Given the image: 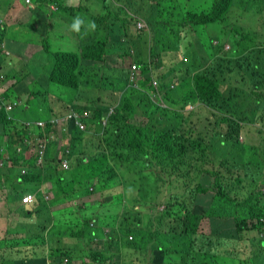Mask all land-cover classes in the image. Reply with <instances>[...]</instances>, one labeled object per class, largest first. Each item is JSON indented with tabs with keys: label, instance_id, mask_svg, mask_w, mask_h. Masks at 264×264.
I'll return each instance as SVG.
<instances>
[{
	"label": "trees",
	"instance_id": "1",
	"mask_svg": "<svg viewBox=\"0 0 264 264\" xmlns=\"http://www.w3.org/2000/svg\"><path fill=\"white\" fill-rule=\"evenodd\" d=\"M13 1L0 0V56L8 61L7 66H18L20 70L5 72L0 58V128L14 124L7 120L8 102L18 119L31 120L27 100L35 98L40 91L29 89L27 84L28 94L20 93L27 97L24 100L27 105L23 107L15 89L29 75L26 72L29 62L20 65L7 57L14 50L19 56L32 57L36 54L32 49L34 43L41 46L37 53L48 51L43 43L46 35L40 43L35 38L33 44L22 45L15 36H23L25 32L18 28L22 24L28 25L32 12L41 11L40 6L44 2L50 1L61 9L58 1L62 4L64 0H22L19 8L23 9L15 11L23 15L27 13L28 18L20 25L14 21L7 23L3 17ZM136 1H144V4L135 8ZM235 1L99 0V7L85 23L94 21L96 30L104 27L105 33H97L96 38H90L89 42L77 45L73 50L72 35L79 34L66 32L70 48H54L49 52L50 58H45L46 70L43 72L48 73L47 77L44 81H40V77L38 81L44 86L51 83L63 86L70 95V101L66 103L60 98L55 99L52 94L49 101H56L52 116H60L68 109L79 110L82 106L75 101L81 100L88 101L87 108L91 113L86 119L85 129L71 126L66 155L69 162L72 161L74 175L78 173L85 178L76 184L74 177L66 176V199L83 200L86 194H79V189L90 184L94 190L114 188L117 191H112L109 199L104 197L96 201L98 208L102 205L111 211L114 208L104 226L111 227V232L105 231L98 222L93 225L95 217L70 223L72 236H86L89 241L100 239L104 247L90 250L85 256L88 263L85 259L70 256L67 249L51 248L48 254L50 262L61 258L60 262L67 259L65 264H75L74 260H79L78 264L112 263L113 252L109 248L121 241V246L133 250L132 254L136 253L144 260L154 257L158 259L157 264H264L261 260L264 257V163L260 164L256 147H247L241 140L245 126L254 122L264 125V66L261 70V65L255 63L253 67L256 70L251 75L242 57H231L223 48L228 39V29L238 37L239 43L243 39L253 44L254 51L260 50L256 59L264 61V56L260 55L264 54V9L248 11ZM256 1L261 5L264 2ZM120 2L132 11L125 9L120 13L116 5ZM178 9L183 13L180 17L176 15ZM125 11L136 19L143 18L147 22L146 28L131 33ZM118 25L122 27V37L134 48L133 60L140 66V70L135 71L139 87L132 86L129 80L128 69L133 60L124 63L125 66L119 70L121 65L117 66L118 63L111 67L105 65L109 38L115 31L112 27ZM10 27L16 29L11 37L7 34ZM192 28L212 57L205 66L198 64L201 58ZM146 29L148 40L143 34ZM220 33H224L223 38ZM119 35L114 34L117 38ZM3 43L9 55L2 52ZM26 46L28 52H24ZM127 48L122 54L127 52ZM34 68L31 67L29 72L33 73ZM30 76L33 78L35 75ZM152 78L159 80L158 89L162 97L152 86ZM91 89L97 90L95 98L90 94ZM105 93L110 100L106 109L90 106L93 100L106 102ZM189 104L193 105L192 110L186 109ZM23 111L28 115H23ZM196 115L198 118L194 119ZM104 118L106 123L102 125ZM58 128L47 123L44 130L31 131H42L48 145L41 166L36 165L34 158L24 162L29 166L26 180L41 182L49 181V177L55 178L59 164L57 138L59 142L68 138ZM20 133L27 136L19 124L15 137L12 136L7 144L8 161L13 164L20 159H28L16 153V145L22 143ZM79 164L84 165L80 167L82 171H78ZM165 188L166 191L161 190ZM161 192L174 209L167 207L156 215L150 209L160 204ZM127 194L134 202L147 207L145 221L149 227L131 226L135 222H143L144 216L139 215L140 208H129L124 200ZM51 201L45 205L37 194V204L23 212L31 218L29 226L33 224L48 237L65 232H60L58 225L53 223L49 209L50 206H58L52 212L64 209L65 200ZM82 227L88 233H84ZM117 233L121 235L117 236ZM249 233H257L258 236L250 238ZM122 235L132 236V240L135 237V241ZM26 239L27 244L32 237ZM5 241L6 237L0 239V257H3V251L10 253L7 244L2 246ZM22 243L24 241H13L14 245ZM41 256L38 262L45 264L46 255ZM4 264L15 263L4 257Z\"/></svg>",
	"mask_w": 264,
	"mask_h": 264
},
{
	"label": "rangeland",
	"instance_id": "2",
	"mask_svg": "<svg viewBox=\"0 0 264 264\" xmlns=\"http://www.w3.org/2000/svg\"><path fill=\"white\" fill-rule=\"evenodd\" d=\"M87 1H85L84 4H86L85 7L79 8V9H75V7L81 2V0H64L62 2V4L60 3V1H58V5H62L61 9H58L55 12H48L45 9H41L43 15H44V22H39V19L36 17V15L32 12L31 17L29 18V20L27 21L28 25H23L22 23L24 21L27 20V13H25V15L20 14L18 12H16L15 8H14V4H17L15 2V0L13 1L11 8L7 11V14H5L4 20H7V23L13 22L16 25H20L22 24L18 29L21 31H24L25 34L23 36H21L20 34H16L15 38L19 39V42L23 43L22 45H29V44H33L34 43V39H38L42 36L43 33L46 34V38L45 41L43 42L44 45L47 46L48 51H41L39 53L38 52V48L37 45H34V48H32L35 51V55H33L32 57H28V56H19L17 55V51H11V54L9 56V58L7 57V59H9L10 61H14L17 62V64L22 65L23 63L29 62V66L26 65V72L28 71L27 74H29L27 77L24 78L23 84L17 86L16 93L19 94V99L22 100L23 102V107L24 105L26 106L27 104H24V100L27 97H24V95L28 94V87L29 89H40L39 91V95H36L35 98H30V99H26L28 102V105H30V110L31 112L29 113V116L32 119H36V118H41V119H47L49 116H51L53 105L56 103V101H49V98L52 96H54V98H60L61 100H63L66 103H69L70 101V95L69 92L66 88H64L63 86L51 83L50 86H44L43 82L40 81H44L47 77L48 73H43L46 68V62L47 60H45V58H50L49 57V52L54 49V48H61V49H65L66 48H70V46L67 43V36H66V32H71L74 33L72 31L69 30L68 25L71 23V20L74 16L76 15H80L82 18H84V20H88V18L90 17V14L94 11V9L99 7V0H91L89 2V6H87ZM237 4L243 6L246 10L248 11H261L262 9H264V2L261 5L260 3H258L256 0H236L235 1ZM144 4V1H136L135 3V8H139L141 5ZM110 5V4H109ZM120 10V13H122L125 9L126 10H131L129 8L126 7V5L120 3L116 4ZM67 8V10L63 9ZM129 7H131V5H129ZM16 8L18 9V6H16ZM73 8V9H72ZM134 8V9H135ZM23 8H19L18 11H20ZM132 11V10H131ZM25 12V10H24ZM7 15V16H6ZM176 15L177 16H182L183 13L180 9H178L176 11ZM124 16L127 19H130V14L128 12L125 11ZM143 19V18H141ZM144 20V19H143ZM145 21V20H144ZM145 24L147 25V22L145 21ZM85 25H87V22L85 23ZM38 26V27H37ZM108 26V24H107ZM116 26V25H115ZM115 26L112 27V29L115 28ZM134 26V25H133ZM35 28V29H34ZM48 28V29H47ZM104 27H101L100 29H95V31L90 32L88 35L92 36L93 38H96L98 36L97 33H99L100 35H103L105 33V30L103 31ZM122 29L121 25H120V29L117 32L118 34L121 35L122 37V33L120 32ZM10 32H7V34H9V36L11 37V35L13 33H15L16 29L10 27L9 28ZM85 31V28L82 27L81 28V34L83 35V32ZM109 31V30H108ZM130 32L131 33H136L134 28L131 26L130 28ZM192 33L194 36V42L196 45V49L198 50V56L201 58L200 62L198 63L199 66H205L206 64H209L212 57L209 56L208 52L205 50V48L203 47L200 39H199V35L198 33L193 31L192 28ZM226 33H229L230 38H226V40H228L229 42L226 44V49L230 50L228 52V54L231 57L234 56H240L242 57V60L245 63V66H249V68L247 69L248 73L252 75L253 71H255L256 69L253 67V65L255 63H259L261 66L259 67V69L263 70V66H264V61H260L259 58L256 59L257 56V52H259L260 50H255V48H252L254 46H252L253 44L246 42L245 40L241 39V42H238V37L234 34H231L230 31L227 29ZM145 35V37L148 39L149 37V33L147 31V29L145 30V32L143 33ZM224 33H220V36H222L223 38ZM28 36V37H27ZM111 40H115L117 43H122L120 42V40L114 36V34H111ZM122 40V38H121ZM123 41V40H122ZM230 44V46H229ZM76 47V42H73L71 44V48L74 50ZM107 48L109 49V53L106 55L105 59H106V65L107 64H111V63H116L118 62V57L120 53H114V49L117 50H121L117 48V44L115 42H111L108 44ZM24 52H28V48L27 46L25 47ZM220 54V53H219ZM261 56H264V54H260ZM0 58H2L0 56ZM127 56L124 58H121V60H126ZM3 59V69L5 70V72L9 71L13 72L15 70H20L19 67L14 66L12 67V65L7 66V60ZM255 60V61H254ZM254 62V63H253ZM125 66L124 63L121 64V66L118 68L122 69ZM31 67H35L34 68V72L31 73L29 72ZM110 69V68H109ZM110 71L112 72L113 69H110ZM20 73H18L19 75ZM30 75H35L33 78ZM42 78V80L38 81L39 78ZM33 79L32 83H29L31 80ZM28 84V87H27ZM42 87V89L40 88ZM3 90V89H2ZM96 92L97 90H93L91 89L90 94L93 95V97L95 98L96 96ZM23 93V94H20ZM105 97H106V102H100V101H95L93 100L92 103L90 104L91 107H101L106 109L107 108V104L109 105L107 100V96L105 93ZM76 104H80L81 106H84L87 108V106H89V103L87 100H81V101H76ZM88 109V108H87ZM189 110H192V106H188ZM194 109H197V106L194 105ZM22 112H19V115H21ZM28 115L27 112L23 111V115ZM22 116V115H21ZM194 119L198 118V115L193 116ZM136 119H141V118H136ZM243 143L245 144V146L249 147H256L255 151L259 154V160H260V164L264 163V156H263V152L260 151L259 148H263L264 150V125L263 126H259L256 122L249 124L248 126H245L243 128L242 131V137H241ZM59 145H62V142L59 143ZM57 152V151H56ZM59 154V153H58ZM61 155L59 154L58 156V162L59 164H57L56 167V176L55 178L49 177V189L51 194L53 195L51 197V199L53 200H57V201H63L65 200L66 202L62 205L64 209H59L57 211L52 212L53 215V223L55 225H58V230L61 231H65L64 234L62 235H51L49 238L50 243L48 244V246H44V248L42 249V251L44 252L45 255L49 254V248L55 247V248H63V249H67L69 251V255L70 256H74V257H79L81 259H85V261L88 263V259L85 258L86 255H88L90 253V250L94 249V250H100L101 248H103V241L100 239L94 240V241H89V239L86 236H81L78 235L77 237L72 236V230L70 228V223H75L77 220H81L83 221L84 219H89L91 217H95L96 220L92 223L93 225H95L98 222L99 226H105L106 225V221H108V217L113 213V207H112V211L110 208L106 207V206H100L98 208V204L97 202L102 200L105 196H107V198H110V192H117L116 190H111V191H103V192H99L98 194H89V195H85L86 198L83 197V200H69L67 201L66 199V195L65 192L67 190V181H66V176L67 178H71L74 177V181L75 183L77 181H82L83 178L82 176H78V173H76L74 175V171L72 168L65 170L63 169V167L61 166V163L59 161ZM84 166L83 164H79L78 167H82ZM11 168H7L6 166H0V180L2 181L3 188L0 189V195L2 196L3 199H0V213L6 214L5 211L7 212V207L9 209V204H10V197L12 196V193L14 191V189H19V187H15L13 188L12 186L9 185V180L10 179H15L16 175L12 172L9 171ZM17 169L14 168L13 171H16ZM78 171H82V169L80 168ZM22 176V175H21ZM39 177V176H37ZM21 180V179H19ZM78 184V183H76ZM82 184H85L82 182ZM52 185V187H51ZM21 188H23V185L21 186ZM30 190V189H28ZM79 194H88L89 191L86 187L84 188H80L79 189ZM59 194V195H58ZM7 197V201H4ZM14 198V197H13ZM87 199V200H85ZM90 199V200H88ZM15 200V198H14ZM125 202H128L129 204V208H140L138 210V213L140 216H144L143 222L141 223H134L131 226H136V228H139L141 226L143 227H149V225L146 224V219L145 217L147 216L148 210L147 207L145 205H142L141 203L138 202H134V200L127 194L125 195L124 198ZM16 201V200H15ZM97 201V202H96ZM52 202V201H51ZM15 203V202H14ZM7 205V207H6ZM16 206V205H15ZM167 206L166 202H163L162 204L159 205V207H155L154 209H150V211H153L154 213H156V215H160L164 210V208ZM9 217H7L4 221L8 222L10 220L11 222V217L15 216V213H9L8 215ZM41 220L43 219V216H41L40 218ZM120 220V218H118V221ZM169 222L168 219H166V222ZM117 221L114 220V223H116ZM4 227V226H2ZM20 227L22 228L23 231L26 232L27 227H24L22 225H20ZM52 227V226H51ZM50 227V228H51ZM84 233H88V230L84 227H82ZM55 230V229H54ZM104 230H108V231H112L111 227H104ZM11 231V230H10ZM13 232V231H11ZM142 234H144V232H140ZM26 237H34V236H38V230L36 228V232L34 234H29V233H25ZM121 234L117 233V236H119ZM249 237L253 238V237H257V233H249ZM6 240L5 242H3L2 246H5L7 244V246H10L11 243L15 240V238H20V235H17L15 233H10L8 236H4L3 234L0 233V238H5ZM123 238H127L128 236H121ZM12 240V241H10ZM132 241H135V237L133 238ZM110 250H112V263L106 262V264H151L153 263V259L151 257V262H148L146 260H144V257H140L139 255H137L136 253L132 254V249L129 248H125L123 246H121V241H119L116 245H113L111 248H109ZM11 251V252H15L16 249L15 247L13 248H7V251ZM4 256H5V252L3 257H0V264H4ZM6 257V256H5ZM6 258H10V256H7ZM61 258H56V261H51V264H64L63 262H60ZM261 260L264 262V257L261 258ZM75 264H78L80 261L79 260H74Z\"/></svg>",
	"mask_w": 264,
	"mask_h": 264
},
{
	"label": "clouds",
	"instance_id": "3",
	"mask_svg": "<svg viewBox=\"0 0 264 264\" xmlns=\"http://www.w3.org/2000/svg\"><path fill=\"white\" fill-rule=\"evenodd\" d=\"M21 1L22 0H15V2L17 3V4H14L15 5L14 6L15 9H17L16 6H18V8H19V5H20ZM85 1L86 0H81V2L75 7V9H79V8L85 7L86 6V4H84ZM90 1L91 0L87 1V6H89V2ZM40 7H41V9H45L48 12H55V11L58 10L57 6L51 4L50 1L44 2V4L43 5L41 4ZM37 14L38 13H36L35 15H37ZM41 14H42V16L40 18L37 17V16L36 17L39 19V22H44L45 19H44V15H43L42 11H41ZM130 17L131 18L128 19V20H130L129 30H130V28L132 26L134 28L135 32L138 33V30L140 28H146V24H145V21L143 19H141V18L136 19L131 14H130ZM82 27L85 28V31L83 32L84 37H83L82 41L79 42V44H78L79 46L83 45L86 42H89L90 38H93L92 36H89L88 34L90 32H92V31H95L97 25H96V23L94 21H88L87 25H85V20L80 15L74 16L72 18V20H71V23L68 25L69 30L74 32V33H81V28ZM119 27H120V25L115 27L114 34H117ZM45 35L46 34L43 33L42 36L40 38H38L39 43L42 41V39L45 37ZM121 38H122L123 41L121 40ZM228 38H230V37H228ZM118 39L120 40V42H122L121 44L117 43L113 39L111 40V38H109V41H110L109 43L115 42L117 44V48L121 49V50L114 49V53L115 54L116 53H120L119 57H118L119 61L116 62V63L107 64V65L105 64L107 67L115 66L117 63H118L117 66H120L122 63H126L127 64L130 60H133V57L135 56L134 48L131 45H129V43L126 42L125 38L121 37V35H119ZM228 42L229 41L226 40V42L223 44V48L224 49H226L225 47H226V44ZM35 45H37L38 49L41 48V46L39 44H35ZM123 45H124V48H122ZM3 46H4V51H2V52H4L7 55H9V51L7 50V47L5 46V43H3ZM229 46H230V44H229ZM126 47H128L127 48V52L125 54H122L123 49H125ZM228 51H230V50L228 49ZM108 53H109V49H108L107 54ZM126 56H127V58H126L125 61L120 59V57L124 58ZM105 61H106V59H105ZM136 70H140V66L137 64V62L135 60H133V62L130 65V68L128 69L129 80H130V83L132 84V86L139 87L137 74L135 72ZM110 74H112V73H110ZM31 81L29 83H31ZM151 84H152V86H154L156 88V90L159 91V89H158L159 80H157L156 78H152L151 79ZM144 90H147V89H144ZM159 93H160V96L162 97V94H161L160 91H159ZM18 95L19 94H17V96ZM188 106H192V108H193V105L189 104V105H187L186 109H188ZM110 110L111 109H109V111ZM6 111L8 112L7 120L13 121L15 125L12 124V123H9V128H5L4 125L1 126V128H0V166H6L7 168H16V169L18 168L25 175L27 174V172H28L27 170L29 169L28 164L24 163L25 161L34 158L36 165L41 166L43 164L44 160H45V153H46V149H47V145H48V142L46 140L47 138L44 137V133L42 131H40L39 133H35V132H31V131L36 130V129L39 130L38 128H42L41 130H44L45 129V125L47 123H51L52 125H55V126L59 127L58 130L60 131V133H65L68 136L67 139H63V141H60V142H62L61 146L59 145L60 142L58 141L59 139L57 138L58 146H56V151H57L56 153L57 154L59 153L61 155L59 161H60L61 166L63 167V169L68 170V169L71 168L72 161L69 162V159L67 158L68 156L66 155V153L68 152L69 139L71 137V131H72L71 126H73L76 129L78 128L80 130L85 129L86 126H87L86 119L89 118L90 114H91L89 109H87L86 107L82 106V108H79V110L71 109L69 111V109H68L66 111H63L62 115H60V116H52L51 115L47 119L36 118V119H31V120L30 119H24V120L18 119L15 116V114L12 113V104L9 103V102L7 103ZM40 122H41V124H40ZM101 123H102V125H105L106 118H104ZM19 124H20V127H21L22 130L25 129V132L27 133V136L25 137V136H23L20 133L22 143L16 145V153L18 155L23 154L24 157L28 158V159H20V160H18V161H20L23 164L21 166L17 167L11 161H8L7 144L11 140L12 136L15 137L16 131L18 130V125ZM32 135H33V137H30ZM241 137H242V135H241ZM88 144H89L90 148L93 147L91 142H89ZM34 147H35V149H34ZM42 150H43V152H41ZM126 170H130V169H126ZM44 182H46V184H47L46 188L45 189L44 188H39V189H36V190H34L32 188V186H33L32 183H35V184L39 185L40 181H37V180L28 181V180H26L24 178L23 180L16 179L14 181L11 180L9 182V185L12 186V187L13 186L18 187V186H22L23 185V189H21V188L14 189V191L12 193V196L10 197L9 209H7V211L9 213H11V214L15 213V216L11 217V218H16V217L25 218V221L28 224L29 230H30V232H32V234H34L36 232V229L34 228L33 224H31L29 226V221H30L31 218L26 217L23 212H24V209L26 210V208H30V207H32L33 204L36 203L37 194H39L41 196V198L44 200V204L45 205L46 204H50L51 197L53 196L51 194V192H50V189H49V184L50 183H49V181H44ZM86 184H88V182ZM91 185L92 184H90V186L87 187L89 193L86 194V195H89V194L93 195V194H98L99 192L100 193L103 192V191H99V190H94L93 186H91ZM3 187H5V186L0 185V189L3 188ZM15 187H13V188H15ZM26 189H30V191L26 192ZM113 189H111V190H113ZM111 190H105V191L109 192ZM161 190H163V191L165 190L166 191V188L165 189H161ZM13 197L15 198L16 201L14 200ZM25 197H30L28 202L24 201ZM105 197H107V196H105ZM0 199H3L1 195H0ZM159 199H160V204H162L163 202L167 203V206L163 210H165L168 207V208H170L173 211L174 207H172L168 203V201H166V199L164 197V192H161ZM5 200L7 201V197H6ZM75 201H77V199ZM160 204H158L157 207H159ZM56 208H58V206H56ZM56 208L50 209V211H51L50 215L51 216H52V210H55ZM5 213H7V212L5 211ZM3 215H5V214H3ZM25 227H27V225ZM14 228H16V226L12 228L11 231H13V232H11L9 229H6L5 230V233H6L5 235L8 236L10 233H15L17 235H20V238H15L13 240H16L17 242L24 241V243H22V244H19V245L16 244V249H18L19 251L16 250L17 252H15L16 253L15 255H17L18 252H20V253L24 252V250H23L24 248L35 246V247L40 249V248H44V246H48V244L50 243L51 239L48 241V238H49L48 235H46L45 233H42L41 231H38V236L32 237V240H30V243L26 244L25 243L27 241V239H26L27 237L25 235L26 232L24 231L23 235H21L20 233H18L15 230H13ZM42 237L44 238V243H42ZM174 237H179V236H174ZM128 240L131 241L132 240V236H128ZM34 241H36V244L34 243ZM12 245H13V242L11 243L10 246H12ZM52 248H55V247H52ZM50 249L51 248H49V250ZM15 255L13 257H14V259H17V257ZM152 259H153V263H151V264H157L158 263V259H156L154 257H152ZM63 261H64V264H65L67 262V259H64ZM146 261L151 262V259H147Z\"/></svg>",
	"mask_w": 264,
	"mask_h": 264
},
{
	"label": "crops",
	"instance_id": "4",
	"mask_svg": "<svg viewBox=\"0 0 264 264\" xmlns=\"http://www.w3.org/2000/svg\"><path fill=\"white\" fill-rule=\"evenodd\" d=\"M40 9H41V7H40ZM36 16L40 18L42 16L41 11H38V14ZM83 37L84 36H82L81 34H79V35H72V39L74 40V42H76V46L79 44V42L82 41ZM22 164L23 163H21L20 161H17L16 164H15V166L18 167V166H21ZM13 169L14 168H11L9 171H12L16 175V178L15 179H10L9 182L11 180H13V181L16 180V179L23 180L25 178V174L22 171H20L18 168H17L16 171H13ZM0 185H3L1 180H0ZM32 185H33L32 188L34 190H36V189H39V188H44L45 189L47 184H46V182L41 181L39 183V185H37L35 183H32ZM18 187L21 188V186H18ZM21 189H23V188H21ZM4 201H6V200H4ZM6 207H7V205H6ZM54 208H56V206L55 207H52V206L49 207V209H54ZM7 209H8V207H7ZM7 214H8V211H7V213L5 215H1L0 214V233L1 234H3L5 236V234H6L5 233V230L6 229L12 230V228L16 226V228H14L13 230H15L16 232H18L21 235H23V232L24 231L22 230V228L20 227V225H22L24 227L27 225L26 232L29 233V234H32V232H30V230H29L28 224L25 221V218L16 217V218H12L11 219V222H10V220L8 222H6L4 220L7 217H9V216H7ZM2 226H4V227H2ZM0 239H2V238H0ZM49 240H50V238H48V241ZM13 247L16 248V245L13 244L12 246H7V248H13ZM42 249L43 248H40L39 249V248L33 246V247L24 248L23 249L24 252H22V253L18 252L17 255H15L16 254L15 252H11V251H10V253H8V252L6 253L5 251H3V255H4V252H5V256L6 257L7 256H10V258L14 261L15 264H17V263L18 264H42V263H39L38 262L39 259L42 257L41 255L44 254V252L42 251ZM14 255L17 257V259H14V257H13ZM48 256L49 255H46L45 256V264H51L50 261H49V259H48Z\"/></svg>",
	"mask_w": 264,
	"mask_h": 264
},
{
	"label": "built area",
	"instance_id": "5",
	"mask_svg": "<svg viewBox=\"0 0 264 264\" xmlns=\"http://www.w3.org/2000/svg\"><path fill=\"white\" fill-rule=\"evenodd\" d=\"M27 1H29V0H27ZM40 124H41V122H40ZM41 152H43V150H42ZM29 199H30V197H25V198H24V201H25V202H28Z\"/></svg>",
	"mask_w": 264,
	"mask_h": 264
}]
</instances>
